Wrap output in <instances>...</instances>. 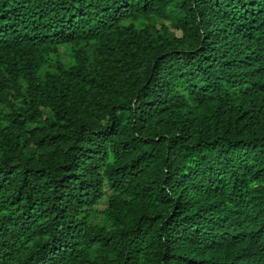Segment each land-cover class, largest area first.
<instances>
[{
    "label": "trees",
    "instance_id": "trees-1",
    "mask_svg": "<svg viewBox=\"0 0 264 264\" xmlns=\"http://www.w3.org/2000/svg\"><path fill=\"white\" fill-rule=\"evenodd\" d=\"M0 264H264V0H0Z\"/></svg>",
    "mask_w": 264,
    "mask_h": 264
}]
</instances>
